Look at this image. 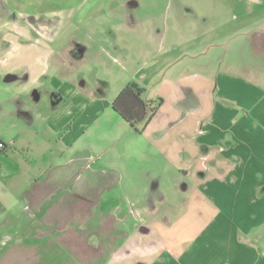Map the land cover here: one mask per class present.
Here are the masks:
<instances>
[{"label": "crops", "instance_id": "obj_1", "mask_svg": "<svg viewBox=\"0 0 264 264\" xmlns=\"http://www.w3.org/2000/svg\"><path fill=\"white\" fill-rule=\"evenodd\" d=\"M12 1L0 0V264H264V80L181 63L137 132L141 168H101L120 132L92 140L113 99L81 67L90 47L128 50L111 27L61 42L73 13L44 6L18 23ZM239 33L264 45V21Z\"/></svg>", "mask_w": 264, "mask_h": 264}, {"label": "rangeland", "instance_id": "obj_2", "mask_svg": "<svg viewBox=\"0 0 264 264\" xmlns=\"http://www.w3.org/2000/svg\"><path fill=\"white\" fill-rule=\"evenodd\" d=\"M44 6L74 14L63 26L64 43L70 35L89 42L84 33L92 27L115 29V42L126 47L128 58L106 57L104 53L98 57L90 47L81 67L88 81L96 77L107 81V99H113L128 81L137 82L154 99L156 93L164 92L158 87L163 74L169 76L181 63L193 59L211 61L213 69L234 68L246 77L264 80V45L251 44L239 33L250 26L260 27L264 0H17L8 5L18 23L30 20L23 14L31 15ZM175 59L178 64L169 66L168 61ZM218 62L222 63L220 67ZM116 119L121 121L114 112L110 119L104 117L101 128L91 137L102 142L103 132H120L108 151L96 155L94 165L104 168L124 162L129 170L141 168L137 151L143 148V136L120 129Z\"/></svg>", "mask_w": 264, "mask_h": 264}, {"label": "trees", "instance_id": "obj_3", "mask_svg": "<svg viewBox=\"0 0 264 264\" xmlns=\"http://www.w3.org/2000/svg\"><path fill=\"white\" fill-rule=\"evenodd\" d=\"M144 95L145 89L131 81L119 90L111 102L112 110L138 133L150 122L163 102L161 97L149 100Z\"/></svg>", "mask_w": 264, "mask_h": 264}, {"label": "built area", "instance_id": "obj_4", "mask_svg": "<svg viewBox=\"0 0 264 264\" xmlns=\"http://www.w3.org/2000/svg\"><path fill=\"white\" fill-rule=\"evenodd\" d=\"M5 148V145L2 141H0V151Z\"/></svg>", "mask_w": 264, "mask_h": 264}]
</instances>
